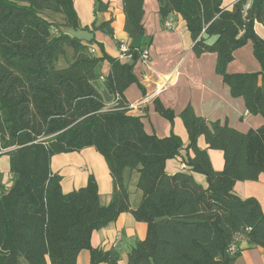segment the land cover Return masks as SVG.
<instances>
[{
    "label": "trees",
    "instance_id": "16d2710c",
    "mask_svg": "<svg viewBox=\"0 0 264 264\" xmlns=\"http://www.w3.org/2000/svg\"><path fill=\"white\" fill-rule=\"evenodd\" d=\"M156 1L162 25L171 14L179 15L194 55H216L215 73L263 125L240 133L186 106L180 114L188 136L185 165L203 175L207 187L190 173L169 175L165 164L179 155L181 140L173 133L163 139L147 134L140 118L128 115L124 97L133 84L145 95L133 73L139 52L152 42L142 24L144 0H122L124 31L141 40L137 47L129 45L130 62L111 58L95 41V31L113 36L111 21L82 28L72 0H0V157L9 158L12 177L0 191V264H76L83 250L90 252V264H119L116 250L93 249L90 238L123 213L146 225L145 238L130 249L127 264H234L238 238L264 250L259 203L232 192L236 182H254L264 174V40L254 31L255 23L264 27V0H234L230 7L223 0ZM107 9L94 0V14ZM80 31L91 36L70 35ZM247 42L260 71L228 74L233 53ZM92 46L100 56L89 52ZM67 55L66 64L58 65ZM105 61L110 71L103 85L114 97L110 109L95 86L97 68ZM153 103L172 125L173 111L157 99ZM200 137L207 149L197 146ZM88 148L103 158L112 180L107 206L99 203L93 175L84 187L63 193L61 177L50 170L53 156ZM207 150L222 152L221 171L212 168ZM126 170L138 176L141 200L134 209Z\"/></svg>",
    "mask_w": 264,
    "mask_h": 264
},
{
    "label": "crops",
    "instance_id": "0c3cea01",
    "mask_svg": "<svg viewBox=\"0 0 264 264\" xmlns=\"http://www.w3.org/2000/svg\"><path fill=\"white\" fill-rule=\"evenodd\" d=\"M73 7L82 28L91 30L103 22L111 21L110 27L113 36L110 37L101 31L94 32L95 41L103 46L104 52L111 58H118V43L124 42L128 46L140 45V38L131 39L124 31V14L122 0H102L108 5L106 12L94 14V0H72ZM234 0H223V5L230 7ZM250 3V0H247ZM142 24L145 35L151 37V45L147 48L149 60L147 64L137 62L133 73L138 83L143 87L145 95L136 84L129 86L124 97L128 103V115L139 117L144 131L159 139L168 137L171 133L179 137L183 144L179 155L168 160L165 172L169 175L177 172L190 173L194 181L203 188L207 187L203 175L189 172L185 165L188 145V136L180 119V114L186 106H191L195 115L210 122H226L228 126L240 133L257 130L263 125L260 116L246 113L244 100L233 98L229 88L223 83L222 78L215 73L216 55L204 53L196 57L192 52V40L186 30L184 21L179 15L171 14L167 23L162 25L158 15L156 0H144ZM254 31L264 40V27L254 24ZM70 34V33H69ZM70 35H77L83 40L89 39L91 34L80 31ZM216 38L207 40L209 44ZM97 56L101 52L97 46H92ZM64 66V65H62ZM261 69L253 56L252 44L247 42L243 47L233 53V60L226 66L228 74L256 73ZM110 71L109 64L105 61L97 68L99 79L95 86L101 95L106 108L113 105L114 97L106 91L103 79ZM167 82V83H166ZM163 87L160 88V86ZM264 90V81H260ZM157 99L165 108L174 113L172 125L161 118L154 110L153 101ZM200 149H207L204 138L197 140ZM212 168L215 171L223 169V154L218 150H207ZM191 156L192 153L188 152ZM50 170L61 177L63 193L77 190L86 185L89 175H93L98 186L99 203L107 206L113 195L112 180L103 158L92 148L84 149L79 153L59 154L52 157ZM9 159H0V191L7 189ZM137 173L126 170L123 178L129 191L130 207L134 209L141 200L140 191L135 189ZM232 192L240 199L254 198L260 205L264 214V174L257 181L236 182ZM146 235V225L134 220L130 213L121 214L117 220L107 227L94 231L90 238L93 249L107 251L114 249L120 254L119 264H127V254L137 241ZM233 250H239L240 255L234 264H264V250L257 246H249L247 242L238 238ZM76 264H90V252L83 250L79 253Z\"/></svg>",
    "mask_w": 264,
    "mask_h": 264
},
{
    "label": "built area",
    "instance_id": "2783aa9c",
    "mask_svg": "<svg viewBox=\"0 0 264 264\" xmlns=\"http://www.w3.org/2000/svg\"><path fill=\"white\" fill-rule=\"evenodd\" d=\"M165 27L170 29L171 25L166 22L165 23ZM52 33L55 34L56 32L54 30H52ZM89 52L94 54L95 50L94 49H90ZM118 59L120 61H123V62H130V60H131V54L129 53V46L126 43H124V42H119L118 43ZM148 60H149L148 50L147 49H143L141 52H139V59H138L137 62H141L143 64H147ZM161 87H163V84H162V86H160V88ZM7 180H8V183H11L12 177H11L10 174L7 176Z\"/></svg>",
    "mask_w": 264,
    "mask_h": 264
},
{
    "label": "rangeland",
    "instance_id": "374dc122",
    "mask_svg": "<svg viewBox=\"0 0 264 264\" xmlns=\"http://www.w3.org/2000/svg\"><path fill=\"white\" fill-rule=\"evenodd\" d=\"M54 19H55V20H54ZM54 19H53V20H54L55 22H58V24H59L60 22H62L60 16H55ZM62 30H64V29H62ZM67 58H68V55H67L63 60L61 59V60L59 61L58 65H60V66L65 65V64H66V59H67ZM5 158L9 159L7 156H1V157H0V159H5Z\"/></svg>",
    "mask_w": 264,
    "mask_h": 264
}]
</instances>
